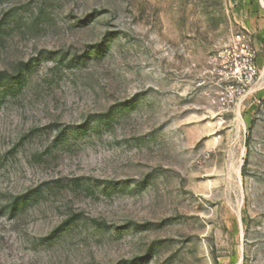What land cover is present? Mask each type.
<instances>
[{
	"label": "rangeland",
	"instance_id": "374dc122",
	"mask_svg": "<svg viewBox=\"0 0 264 264\" xmlns=\"http://www.w3.org/2000/svg\"><path fill=\"white\" fill-rule=\"evenodd\" d=\"M0 264H264V0H0Z\"/></svg>",
	"mask_w": 264,
	"mask_h": 264
},
{
	"label": "built area",
	"instance_id": "2783aa9c",
	"mask_svg": "<svg viewBox=\"0 0 264 264\" xmlns=\"http://www.w3.org/2000/svg\"><path fill=\"white\" fill-rule=\"evenodd\" d=\"M251 70H252V71H254V68H253V66H251Z\"/></svg>",
	"mask_w": 264,
	"mask_h": 264
}]
</instances>
